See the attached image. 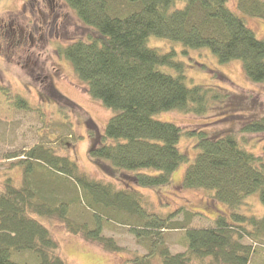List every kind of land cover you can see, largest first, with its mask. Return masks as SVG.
I'll return each mask as SVG.
<instances>
[{
    "label": "trees",
    "instance_id": "1",
    "mask_svg": "<svg viewBox=\"0 0 264 264\" xmlns=\"http://www.w3.org/2000/svg\"><path fill=\"white\" fill-rule=\"evenodd\" d=\"M232 1L62 0L76 12L82 32L63 41L57 52L72 64L91 97L113 111L104 131L86 118L94 140L89 154L122 186L90 176L69 154L44 144L8 155L15 160L10 168L23 169V184L15 185L11 177L0 181V264H68L59 239L36 215L57 220L67 232L83 234L114 253L122 247L104 229L129 226L148 252L125 264H156V258L162 264H253L254 257L264 256V215L244 212L254 193L264 203V152L240 141L245 130L264 133V112L215 129L214 120L207 119L242 100L229 90L195 83L188 69L210 67L186 61L190 51H210L222 64L241 61L247 79L264 84V38L248 20L264 19V0ZM152 36L172 46H152ZM0 91L10 104L29 110L27 99L1 82ZM50 94L62 112L81 108L52 86ZM220 99L221 106L212 108ZM173 111L201 118L186 129L159 119ZM184 138L194 142V157L181 151ZM181 166L182 187L206 194L198 204L216 212L214 225L193 224L196 216H206L187 206L166 215L149 209L152 202L140 188L171 184ZM179 229L186 250L172 253L163 235ZM17 252L32 253L36 262L15 260Z\"/></svg>",
    "mask_w": 264,
    "mask_h": 264
},
{
    "label": "rangeland",
    "instance_id": "2",
    "mask_svg": "<svg viewBox=\"0 0 264 264\" xmlns=\"http://www.w3.org/2000/svg\"><path fill=\"white\" fill-rule=\"evenodd\" d=\"M24 1L1 0L0 15L15 16L18 13L17 9H22L24 5L34 18L44 19L46 10L50 17L58 14L60 18L55 22L53 19L48 22V29L43 26L37 31L32 26L36 41L28 38L27 35L23 47L18 45L11 47L10 39L0 35V82L11 88L14 94L19 93L20 96L25 97L30 105L29 110L18 108L12 103L10 104L7 96L0 91V181L11 177L15 185L21 186L23 184V169L10 168L11 162L15 160L9 159L7 156L20 153L24 149H29L40 143L47 147H54L58 152L69 154L78 163L81 170L90 176L117 183L116 178L111 173L99 169L90 156L89 152L94 140L91 139V130L86 123V118L89 117L97 127L104 131L113 111L105 107L99 99L91 97L84 82L75 73L72 64L57 52V48L63 41L76 38L82 32L76 12L70 7L64 6L61 0L56 12L51 11L50 5L46 1V9L42 4V14H40L39 8L32 7L30 4L32 0L30 3H24ZM232 4L234 5V0ZM4 20L7 21V19ZM14 20L20 23L22 21V19ZM248 20L256 35L264 38V19L248 17ZM19 25L22 26V23ZM152 37L149 42L152 46L154 43L166 49L172 46L170 41L158 40L156 36ZM188 56L186 58L188 63L194 64L198 61V63L210 67L205 70L199 66L190 67L188 75L192 78L191 80L204 86L220 89L225 93L229 90V95L239 96L242 100L234 102L235 104L228 105L227 103L224 113L216 112L210 117L211 119H207L214 120L211 122V126L215 129L240 124L244 119L247 120V116L256 118L255 115H258V112H264V84L249 81L241 66V61L234 60L222 64L210 51H190ZM209 70H216V72L208 73ZM51 86L56 92L65 95L81 108L75 112L72 110L69 112L67 109L62 112L57 99L55 100L57 105L50 100L52 98ZM250 98L253 103L247 104ZM222 102L221 99L215 100L212 108H218ZM156 116L159 118L158 115ZM160 116L159 119L174 121L185 129L192 127L190 125L201 118V116L185 115L177 111L163 113ZM162 116L169 119L162 118ZM203 124L208 131L211 130L208 126L209 121H205ZM240 141L247 149L259 154L264 152L262 148L264 147V133L262 132L253 133V131L245 130L242 132ZM193 144L194 142L189 138H184L181 141L180 149L185 155L194 157ZM192 160L184 165L187 166ZM185 166H181L173 172L174 180L171 184L161 185L160 189L140 188L145 193L147 200L152 202L153 206L149 209L166 215L175 211L177 207L187 206L206 216H196L193 224L197 226L214 225L212 219L216 217V212H206L198 204L207 200L206 194L199 190L182 187ZM117 185L122 186L119 183ZM247 202L249 204L244 206L245 213L264 215V203L258 192L250 195ZM217 205L229 212L223 204L217 203ZM36 216L53 230L61 244L60 254L68 264H125L129 258L132 259L148 252V249L139 243L137 235L132 233L129 226L126 225H114L104 229V234L114 236L117 239V244L122 247L120 252L114 253L97 242L87 240L83 234L75 235L67 232L57 220ZM229 219H231L230 216ZM183 233L179 229L167 231L163 235L165 246L172 253L186 250ZM13 257L18 261L36 262V257L30 252H17ZM153 261L156 264H162L159 258ZM253 264H264V256L254 257Z\"/></svg>",
    "mask_w": 264,
    "mask_h": 264
},
{
    "label": "flooded vegetation",
    "instance_id": "3",
    "mask_svg": "<svg viewBox=\"0 0 264 264\" xmlns=\"http://www.w3.org/2000/svg\"><path fill=\"white\" fill-rule=\"evenodd\" d=\"M31 0H25L24 3H30ZM50 5V9L52 12H56L59 3L61 0H32L30 3L33 6H36L39 8V13L42 14V4L44 8L46 9L47 3ZM35 2V3H34ZM26 5V4H25ZM29 5V4H28ZM65 6V4H63ZM18 13L15 16L11 15H0V35L5 36L8 39H10V46H22L23 43L28 35V38L32 39L33 41H36V39L33 36V31L31 27L33 26L36 28V30H40L43 28V26L48 29L47 23L51 22L53 19V22H55L60 16L58 14H54L51 17L47 15L48 11L46 10L45 12V18L44 19H37L34 18L31 14H29L26 6H22V9H17ZM10 12H15V11H10ZM51 18V19H49ZM4 19H7L4 20ZM14 19H22L21 23L22 26L19 25L21 24L20 22H16ZM42 24V25H41Z\"/></svg>",
    "mask_w": 264,
    "mask_h": 264
}]
</instances>
